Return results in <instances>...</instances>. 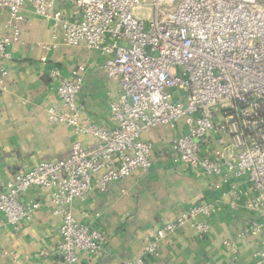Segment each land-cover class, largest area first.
Wrapping results in <instances>:
<instances>
[{"label": "built area", "instance_id": "1", "mask_svg": "<svg viewBox=\"0 0 264 264\" xmlns=\"http://www.w3.org/2000/svg\"><path fill=\"white\" fill-rule=\"evenodd\" d=\"M65 4L76 9L74 19L57 10ZM26 7L52 27V42L41 45L42 63L61 43L98 51L107 78L120 89L110 104L113 126L105 128L82 115L85 68L69 77L51 68L55 99L47 120L93 142L77 141L68 155L7 182L0 189V231H17L32 220L41 204H25L23 197L39 188L62 219L58 252L65 264L98 256L103 235L81 224L71 205L112 182L147 174L154 147L142 136L182 126L185 133L171 141L169 160L217 179L233 209L256 216L237 238L259 239L249 264H264V0H0V10L9 14V34L0 39V93L7 91L9 49L20 42ZM217 212V203L193 205L156 230L143 253L125 264L157 257L165 238L181 228L209 235L207 220ZM224 246L237 256L235 242Z\"/></svg>", "mask_w": 264, "mask_h": 264}, {"label": "crops", "instance_id": "2", "mask_svg": "<svg viewBox=\"0 0 264 264\" xmlns=\"http://www.w3.org/2000/svg\"><path fill=\"white\" fill-rule=\"evenodd\" d=\"M67 19L76 9L57 5ZM20 42L10 47L12 60L6 63L7 91L0 93V189L16 174L41 162L58 160L69 154L72 145L93 142L90 136H77L65 126L47 120L46 109L55 99V82L49 72L59 67L64 76L80 66L85 68L84 87L78 97L82 115L105 128H112L110 104L117 99L119 84L109 80L103 68L105 57L98 51L69 47L61 43L40 61L41 45L52 42V27L29 7L23 11ZM9 14L0 10V39L9 34ZM185 131L159 127L142 136L154 150L152 167L145 174L112 182L106 191L90 193L84 201L74 202L70 210L81 223L91 225L104 237V250L81 264H125L143 253L154 232L198 203H217L218 212L207 220L211 232L200 237L190 227L168 235L159 255L148 257L146 264H249L259 248V239H238L256 216L243 207L233 209L222 198L218 180L173 164L168 158L171 141ZM25 204L40 202V208L19 229L0 231V264H65L58 252L62 219L48 193L34 188L23 197ZM235 242L237 256L224 246ZM47 251V257L37 256ZM12 252L13 255H4Z\"/></svg>", "mask_w": 264, "mask_h": 264}]
</instances>
